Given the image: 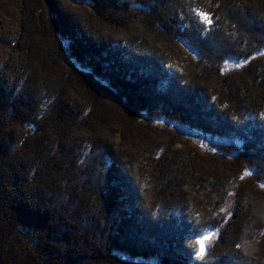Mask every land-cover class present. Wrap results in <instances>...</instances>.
<instances>
[{"label":"trees","instance_id":"obj_1","mask_svg":"<svg viewBox=\"0 0 264 264\" xmlns=\"http://www.w3.org/2000/svg\"><path fill=\"white\" fill-rule=\"evenodd\" d=\"M0 59V264L261 263L264 0H0Z\"/></svg>","mask_w":264,"mask_h":264},{"label":"rangeland","instance_id":"obj_2","mask_svg":"<svg viewBox=\"0 0 264 264\" xmlns=\"http://www.w3.org/2000/svg\"><path fill=\"white\" fill-rule=\"evenodd\" d=\"M58 41H59V44H60V49L63 52L65 63L67 64V66H69L70 68H73L75 70H77V69L79 70L78 66L75 65L73 63V61L70 59V57H69V52H68V49H67L68 47L66 46V43H64L61 39H58ZM29 62L27 61L28 64H29ZM23 63H24V65L26 67L29 66L25 62H23ZM0 64H1V59H0ZM244 65H245V62H236V61H232V60H228V61L225 62L226 70L228 72L240 69ZM0 66H1L0 69L4 68L5 71H6V69H8V71H9V68H10V70H12V68L15 67V66H17L20 70H21V68H23V67H21L22 64H19L18 60L17 61L15 60V61H12V62H8V66H5V64H3V63ZM100 105L101 106H105V103L102 102V104H100ZM171 129L173 131H175V132H178L179 134H181L185 138L189 139L194 145H196L199 149H201L204 152L218 153L219 154L220 149L227 145L223 141L208 140V139L202 138L200 135H198L196 133L181 129V128L176 127V126H173V127L171 126ZM139 130H141V129H139ZM136 136H138V138H139V136L141 137V133H137ZM147 137H149V138H142V143L144 141L151 140L150 143H152V144L161 143V145H165L167 143V141H168V139H166L164 136H162L160 134L156 135V136L155 135H153V136L147 135ZM182 146L183 145L181 143H178V142L175 143V144L173 143V146L170 148L171 150H168L166 153L172 154V153H170V151H178V149H180ZM118 158H119L118 160H120V163H122L123 165L126 164V163H124L125 161H128L127 159H125L126 157H122L121 156V157H118ZM167 160H168V158H167ZM165 162H167V167L169 168L168 161H165ZM133 168L134 169L132 170L133 171L132 173H134L137 176V178H139V180L141 179L140 182L143 183V181L145 180V178L143 176L147 172V168H144V171L140 168V166L137 167V165H133ZM168 168L164 169L165 170L164 173H166L164 175L170 177L169 173H170L171 170L168 169ZM246 174H249V171ZM166 185L169 186V183H166ZM186 192H187V190H186ZM225 232H226V235L227 234L230 235V232L228 231V228H226ZM231 234H233V233H231ZM240 235L238 234L239 237L237 239L238 240L239 239L243 240V237L240 236ZM217 239H218V232L217 231H214V230L205 231V233L202 234V236L199 239V242L197 243V248L199 249L198 256H200L201 258H205L206 257L205 255L207 254V252L213 249V246H214L213 243H214V241H217ZM231 239H233V238L231 237ZM257 243H260L261 245L264 246V238H263V242L262 241L259 242V239H257ZM217 249H219L218 250L219 254H221L223 252H226V253L230 252L229 254H232V258H233V255H235L234 251L232 250L233 247H231V245H229V244H228V246L221 245L220 248L218 247ZM260 259L264 262V256L262 258H260ZM262 261H261V263H262ZM261 263H260V261L258 262V264H261Z\"/></svg>","mask_w":264,"mask_h":264}]
</instances>
